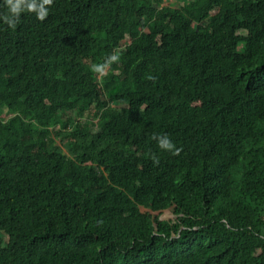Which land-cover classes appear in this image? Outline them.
I'll list each match as a JSON object with an SVG mask.
<instances>
[{
	"label": "trees",
	"instance_id": "1",
	"mask_svg": "<svg viewBox=\"0 0 264 264\" xmlns=\"http://www.w3.org/2000/svg\"><path fill=\"white\" fill-rule=\"evenodd\" d=\"M0 264H264V0L0 24Z\"/></svg>",
	"mask_w": 264,
	"mask_h": 264
},
{
	"label": "clouds",
	"instance_id": "2",
	"mask_svg": "<svg viewBox=\"0 0 264 264\" xmlns=\"http://www.w3.org/2000/svg\"><path fill=\"white\" fill-rule=\"evenodd\" d=\"M54 0H0V5L6 11L0 12V24L6 25L9 29H15L21 21V14H31L35 19L43 21L51 10ZM110 60H115L116 56H110ZM153 139L157 147L169 151L175 155L180 148L176 147L166 134H154ZM153 161L156 162L155 157Z\"/></svg>",
	"mask_w": 264,
	"mask_h": 264
},
{
	"label": "rangeland",
	"instance_id": "3",
	"mask_svg": "<svg viewBox=\"0 0 264 264\" xmlns=\"http://www.w3.org/2000/svg\"><path fill=\"white\" fill-rule=\"evenodd\" d=\"M143 212L149 213L151 216H154L155 218L158 217L162 221L176 222L177 220V216L174 209H170L162 212H155V213H152L151 211H147V210H143ZM5 241L7 243V239H5Z\"/></svg>",
	"mask_w": 264,
	"mask_h": 264
},
{
	"label": "water",
	"instance_id": "4",
	"mask_svg": "<svg viewBox=\"0 0 264 264\" xmlns=\"http://www.w3.org/2000/svg\"><path fill=\"white\" fill-rule=\"evenodd\" d=\"M170 209H174V207H171V208H169V209H167V210H170ZM143 210H145V209L141 208V212H143ZM165 211H166V210H165ZM152 213H154V212H152Z\"/></svg>",
	"mask_w": 264,
	"mask_h": 264
}]
</instances>
